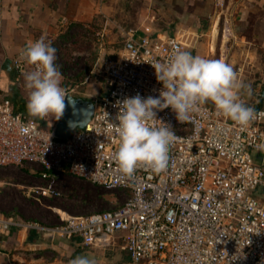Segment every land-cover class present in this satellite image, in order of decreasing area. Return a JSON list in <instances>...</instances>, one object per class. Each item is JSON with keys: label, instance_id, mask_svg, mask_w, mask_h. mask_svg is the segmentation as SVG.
<instances>
[{"label": "built area", "instance_id": "built-area-1", "mask_svg": "<svg viewBox=\"0 0 264 264\" xmlns=\"http://www.w3.org/2000/svg\"><path fill=\"white\" fill-rule=\"evenodd\" d=\"M123 51L106 65L109 89L96 99L91 120L66 140L16 114L0 78V175L29 168L39 176L30 187L36 200L60 198L69 177L126 196L115 210L61 218L56 225L23 223L0 212V235L15 228L99 248L120 239L129 264H264V102L256 109L240 98L258 113L246 126L218 114L211 102L183 122L170 107L159 111L150 123L170 124L176 136L167 168L124 174L115 160L117 101L158 96L163 86L152 64L186 50L177 37L146 34L130 36ZM25 63L22 56L14 61L19 73ZM65 89L67 96L74 93Z\"/></svg>", "mask_w": 264, "mask_h": 264}, {"label": "crops", "instance_id": "crops-1", "mask_svg": "<svg viewBox=\"0 0 264 264\" xmlns=\"http://www.w3.org/2000/svg\"><path fill=\"white\" fill-rule=\"evenodd\" d=\"M93 31L98 35L95 66L107 65V55L119 60L130 36L177 37L184 47V39L192 37V55L202 57L206 48L209 56L217 55L231 40L239 46H233L237 60L246 59L252 66L249 77L254 90L247 98L249 104L259 102L257 86L264 88V0H0L1 88L16 114L44 129H56L54 117L40 119L27 111L26 76L36 71L35 65L26 62L24 72L19 73L14 61L42 37L52 44L69 38L87 42L86 36ZM106 93L80 95L74 89L72 95L95 104ZM20 174L26 175L23 169ZM11 176L1 174L0 187ZM11 230L0 235V264H71L80 255L94 258L97 264L130 262L120 239L110 248L85 247L79 238L51 240L35 231Z\"/></svg>", "mask_w": 264, "mask_h": 264}, {"label": "clouds", "instance_id": "clouds-1", "mask_svg": "<svg viewBox=\"0 0 264 264\" xmlns=\"http://www.w3.org/2000/svg\"><path fill=\"white\" fill-rule=\"evenodd\" d=\"M57 49L42 37L31 42L21 56L36 71L26 76L29 89L27 111L30 116L59 120L65 111L67 91L62 87V74L56 65ZM162 89L158 96L144 98L139 94L117 101L118 113L113 127L119 137L115 160L122 173L131 175L137 168L147 167L154 172L165 170L169 163L170 147L176 140L170 124L157 113L171 108L180 122L201 104L211 102L217 113L246 126L256 119L254 107L240 99V91L251 92L250 85L238 81L233 66L223 59L193 56L189 51H174L166 63L152 64ZM264 115V113H259ZM71 264H97L94 258L76 256Z\"/></svg>", "mask_w": 264, "mask_h": 264}, {"label": "rangeland", "instance_id": "rangeland-1", "mask_svg": "<svg viewBox=\"0 0 264 264\" xmlns=\"http://www.w3.org/2000/svg\"><path fill=\"white\" fill-rule=\"evenodd\" d=\"M85 34V33H84ZM86 35V34H85ZM85 37V36H84ZM87 37L79 40H68L51 43L57 49L55 61L62 74V87L73 88L77 94H89L96 96L98 93L108 91L109 83L106 80V65L95 66L97 55L96 39L97 31H93ZM75 39V38H74ZM186 51L194 54V41L192 37L184 39ZM193 42V43H192ZM193 44V45H191ZM239 48L233 41H228V48L217 52V55L209 56L207 48L203 57L208 59H223L233 66L237 73L238 81L245 85H250L251 92L240 91V98H248L253 94L254 85L250 80L251 65L247 63L244 52L241 55L245 61L237 60V52L233 48ZM244 51V50H242ZM240 54V52H239ZM112 62L111 56L107 55V64ZM240 62V63H239ZM249 62V61H248ZM244 69L243 74L238 73V68ZM259 100L260 97L257 96ZM26 175L15 173L8 179L3 187H0V212L12 216L20 222H40L48 225L60 223L61 218L87 216L96 213L112 211L122 206L126 201V196L117 191H107L91 182L67 178L61 186L62 196L56 199L34 198V193L30 187L38 185V175H31L29 168L23 169Z\"/></svg>", "mask_w": 264, "mask_h": 264}, {"label": "water", "instance_id": "water-1", "mask_svg": "<svg viewBox=\"0 0 264 264\" xmlns=\"http://www.w3.org/2000/svg\"><path fill=\"white\" fill-rule=\"evenodd\" d=\"M257 96L264 100V88L257 86ZM65 100V111L60 117L55 129V135L61 139H68L75 131L85 128L91 120L95 104L84 99L74 98L68 95Z\"/></svg>", "mask_w": 264, "mask_h": 264}, {"label": "trees", "instance_id": "trees-1", "mask_svg": "<svg viewBox=\"0 0 264 264\" xmlns=\"http://www.w3.org/2000/svg\"><path fill=\"white\" fill-rule=\"evenodd\" d=\"M95 58H97V55H95ZM263 102L264 100L260 98L258 104L256 105V109L261 108L263 106ZM9 232H12V230H10ZM31 235H34V234L31 232Z\"/></svg>", "mask_w": 264, "mask_h": 264}]
</instances>
